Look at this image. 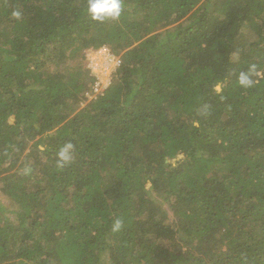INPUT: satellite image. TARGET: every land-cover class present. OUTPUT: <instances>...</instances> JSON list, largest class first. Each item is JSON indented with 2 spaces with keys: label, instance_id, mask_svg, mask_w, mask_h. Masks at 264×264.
I'll use <instances>...</instances> for the list:
<instances>
[{
  "label": "trees",
  "instance_id": "trees-1",
  "mask_svg": "<svg viewBox=\"0 0 264 264\" xmlns=\"http://www.w3.org/2000/svg\"><path fill=\"white\" fill-rule=\"evenodd\" d=\"M122 6L0 0V264H264V0Z\"/></svg>",
  "mask_w": 264,
  "mask_h": 264
},
{
  "label": "clouds",
  "instance_id": "clouds-1",
  "mask_svg": "<svg viewBox=\"0 0 264 264\" xmlns=\"http://www.w3.org/2000/svg\"><path fill=\"white\" fill-rule=\"evenodd\" d=\"M122 0H86V14L93 22L103 23L106 20L116 21L122 14ZM13 18L19 19L21 13L13 11L11 13ZM254 66L249 71H242L237 77L238 84L242 88H250L253 86L254 81L251 78ZM222 90L220 84L214 86V91L219 93ZM73 144L65 143L56 153V166L63 168L70 164L73 159ZM122 223L116 220L113 225V231L117 232L121 229Z\"/></svg>",
  "mask_w": 264,
  "mask_h": 264
},
{
  "label": "built area",
  "instance_id": "built-area-1",
  "mask_svg": "<svg viewBox=\"0 0 264 264\" xmlns=\"http://www.w3.org/2000/svg\"><path fill=\"white\" fill-rule=\"evenodd\" d=\"M102 48H105V47H100L99 49H95V50L94 49H88L85 52V59L88 63L87 66L91 69V72L93 75L96 74V76L94 75L96 80L92 85L91 93L89 94V96L92 94L97 95V93L101 92V90H104L109 85V83H110L109 79H111V77L109 78V75L111 76L112 72H114L116 67H118L120 64V60L115 59V57L113 55L108 59V64H104V62H105L104 60H100V62H97V59L93 58L92 55H94V53L98 54L99 52H101ZM110 68L112 70V72L110 70L111 74L108 73V71H107ZM100 69L102 70V73L100 72L101 71ZM101 78H104V79H101ZM107 78H109V79L107 80ZM105 81H106L105 87L102 89L101 86L104 84Z\"/></svg>",
  "mask_w": 264,
  "mask_h": 264
},
{
  "label": "rangeland",
  "instance_id": "rangeland-1",
  "mask_svg": "<svg viewBox=\"0 0 264 264\" xmlns=\"http://www.w3.org/2000/svg\"><path fill=\"white\" fill-rule=\"evenodd\" d=\"M114 56L115 57V59H119V57H118V55H116L112 50H110L109 48H107V47H105V48H102L101 49V52H99L98 54L97 53H94V55H92L93 56V58H96L97 59V62H100V60H104L105 62H104V64H108V59L111 57V56ZM99 58V59H98ZM120 60V59H119ZM100 66V65H99ZM101 70V69H100ZM110 70H111V68L109 69V70H107L108 71V73H110L111 74V72H112V70H111V72H110ZM106 71V72H107ZM101 73H102V70L100 71ZM95 76H96V74H94ZM94 76V77H95ZM111 76L109 75V78H110ZM109 78H107V80L109 79ZM101 79H104V78H101ZM106 80V81H107ZM110 80V79H109ZM106 81L104 82V84L101 86L102 87V89L105 87V84H106ZM104 90H101V92H99V93H97V95H101V93L103 92ZM97 95L95 94H92V95H90L89 97H88V100L89 99H94V98H96L97 97ZM15 120V116L14 117H12L11 119H10V121L12 122V121H14ZM42 149V148H41Z\"/></svg>",
  "mask_w": 264,
  "mask_h": 264
},
{
  "label": "water",
  "instance_id": "water-1",
  "mask_svg": "<svg viewBox=\"0 0 264 264\" xmlns=\"http://www.w3.org/2000/svg\"><path fill=\"white\" fill-rule=\"evenodd\" d=\"M21 117V115H17L15 116V119H19Z\"/></svg>",
  "mask_w": 264,
  "mask_h": 264
}]
</instances>
